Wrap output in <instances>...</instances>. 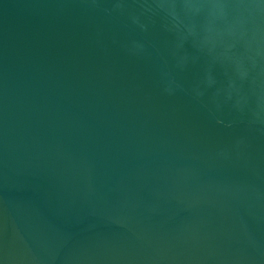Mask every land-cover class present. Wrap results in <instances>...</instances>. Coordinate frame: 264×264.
<instances>
[{
  "label": "water",
  "instance_id": "obj_1",
  "mask_svg": "<svg viewBox=\"0 0 264 264\" xmlns=\"http://www.w3.org/2000/svg\"><path fill=\"white\" fill-rule=\"evenodd\" d=\"M0 264H264V0H0Z\"/></svg>",
  "mask_w": 264,
  "mask_h": 264
}]
</instances>
